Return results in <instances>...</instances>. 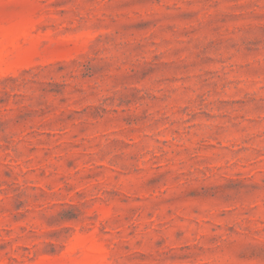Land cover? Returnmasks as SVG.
Returning a JSON list of instances; mask_svg holds the SVG:
<instances>
[{
	"label": "rangeland",
	"instance_id": "rangeland-1",
	"mask_svg": "<svg viewBox=\"0 0 264 264\" xmlns=\"http://www.w3.org/2000/svg\"><path fill=\"white\" fill-rule=\"evenodd\" d=\"M0 264H264V0H0Z\"/></svg>",
	"mask_w": 264,
	"mask_h": 264
}]
</instances>
